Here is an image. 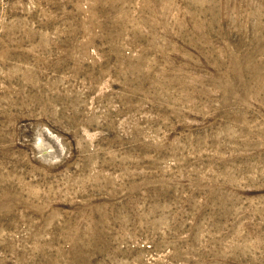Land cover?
Listing matches in <instances>:
<instances>
[{"label": "rangeland", "instance_id": "374dc122", "mask_svg": "<svg viewBox=\"0 0 264 264\" xmlns=\"http://www.w3.org/2000/svg\"><path fill=\"white\" fill-rule=\"evenodd\" d=\"M0 264H264V0H0Z\"/></svg>", "mask_w": 264, "mask_h": 264}]
</instances>
